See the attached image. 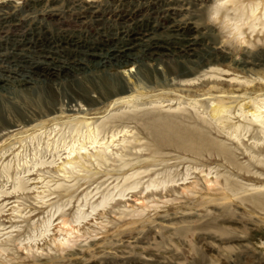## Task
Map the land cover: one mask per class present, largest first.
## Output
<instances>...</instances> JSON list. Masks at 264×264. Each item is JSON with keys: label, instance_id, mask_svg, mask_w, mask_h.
Wrapping results in <instances>:
<instances>
[{"label": "rangeland", "instance_id": "obj_1", "mask_svg": "<svg viewBox=\"0 0 264 264\" xmlns=\"http://www.w3.org/2000/svg\"><path fill=\"white\" fill-rule=\"evenodd\" d=\"M21 1H11L12 6H20ZM202 1L193 5L191 0H182L171 17L199 40L192 59L206 65V59L218 57V68L226 71L227 77L200 78L183 84L182 91L170 89L171 80L163 66L145 60L134 50L132 59L106 67L99 64L103 56L69 53L65 57L75 61L71 71L51 77L55 100L40 78L26 88L15 79L0 81V103L45 99V109L55 101L57 109L74 107L88 113L65 111L70 119L54 122L58 127L63 128L67 121L89 123L105 114L147 111L199 131L194 133L206 141L193 150L174 145L157 132L139 129L134 122H127L128 127L121 132L111 124L113 132L100 133L108 142L105 161L86 155L88 162L78 161L72 171L62 167L67 151L55 150L51 140L64 135L61 137L67 140L77 137L80 141V135L88 132L40 134L28 130L43 119L11 129L0 140V264H264V201L254 198L264 185V176L258 175L264 173V138L258 125L250 126L247 132L220 131L246 124L238 117L241 104L245 106L250 99H256L258 105L264 103V0H222L218 16L211 9L214 0ZM41 2L34 9L14 10L10 6L6 12L14 14V20H21L24 27L28 24L27 29L41 19V12L54 6L57 18L64 23L60 29L86 38L89 19L74 21L70 12H61L64 4ZM255 4L258 19L253 20L246 13ZM149 13L143 11L138 19L155 17ZM252 24L254 28H250ZM47 26L52 33L59 31L53 24ZM104 28L106 34L112 32L107 22ZM10 31L4 27L0 37ZM156 33L164 41L181 43L167 38V31ZM176 55L182 54L169 52L168 61H177ZM242 60L250 64L243 65ZM175 63L178 71L184 69L180 62ZM0 74L3 80L5 74ZM87 87L94 92L86 95ZM74 92L86 100L99 95L103 105L82 102L77 108L71 101ZM219 100L228 101L227 114L210 121L209 109ZM54 123L46 127H54ZM49 133L51 139L46 140ZM38 160L55 162L33 166ZM19 181L23 189H14ZM103 198L108 199L99 205ZM80 211L90 214L77 221ZM47 220L48 230L40 235Z\"/></svg>", "mask_w": 264, "mask_h": 264}, {"label": "bare ground", "instance_id": "obj_2", "mask_svg": "<svg viewBox=\"0 0 264 264\" xmlns=\"http://www.w3.org/2000/svg\"><path fill=\"white\" fill-rule=\"evenodd\" d=\"M11 1L13 3H16V1L19 0H7V2H2L0 4V30H3L4 27H7V29L11 30L4 37H0V63H8V66L6 67L4 65H0V71L5 74V78L3 77L4 79H0V81H6L9 78L13 80L15 79L20 82L21 86L26 88L32 83V80L34 81L35 78H40L41 81L47 86V88H50V90L48 91L52 93V95L54 96V100L56 99L57 95L55 89L52 87L53 81L51 80V77L56 76L59 72H66L68 74L67 71L70 70V65H73L75 63L74 59L71 61L67 57H65L69 53L81 54L85 57L92 58L103 56V60L101 59V62L99 64L103 67H106L107 64H110L112 62H117L120 64L124 61L132 59V56H134L132 52L134 50H138V52H140V55L143 56L142 58H144L145 60L162 65V71H165L170 77V89L172 88L179 91H182V88L184 87L183 84L185 85L186 83L188 84L191 81L198 79L200 80V78L207 77L218 79L221 76H226V71L218 68V57H216L215 59L205 58L206 65H201V63L192 59L196 56L194 52H196V50L200 46V42L198 39H196V37H192L193 35L188 33L186 26H182L176 23V21H174L171 17V15L174 14V11L178 10V6H180L179 2H181L182 0H50L52 1V5L55 3L64 4L61 8V12H70L71 18L74 21L78 22L84 19H89L87 23L89 29L85 31L88 35H86V38L84 39H82L81 35L79 34H74L71 31L60 29L64 23L62 19L60 20L59 18H57L58 15L55 11L56 9L53 8L54 6H51L43 12L39 10L41 12L40 20H43L46 23L41 22L40 20L35 21L33 24L31 23V26L29 24L30 27L26 29L25 27L28 24L24 27V23L21 20H14V14L13 16H10V14L6 12V10L13 5ZM41 1L42 0H22L20 6L12 7L14 10L25 8L28 9L31 7H33L34 9L35 5H37L38 3H42ZM203 1L207 3L211 0ZM191 2H193V5H196L194 2H198V0H191ZM212 4L213 6L211 7V9L213 11V14L218 16L223 7V2L222 0H214ZM257 5L258 4H255L254 6L250 5L248 13H246L247 15L252 17L253 20L258 19V17L255 15ZM143 11H149L150 13L155 14V17L146 15L147 17L138 19ZM243 15L244 13L242 12L241 17ZM195 16H199V14H195ZM159 17L165 20L167 19V24L159 21ZM223 17L224 19L228 18V16L224 14ZM150 18H152V20ZM105 21L108 23V29L112 28V32H108V34H106V28H104L106 24ZM224 21L225 20L220 22L224 23ZM47 23L57 26L59 31L57 33H52L51 31H49ZM254 26L255 24H252L250 28H254ZM234 27L235 29H238L236 23ZM261 27H264V22L262 23ZM91 29H94L95 32H91ZM159 29L168 32V34H166L167 38L168 36L174 37L182 44L180 43L179 45H176L178 44L177 42L164 41L161 38L157 37L156 32ZM94 34L96 35V37H94ZM238 34L240 35L241 32L238 31ZM169 52L182 54L176 55V60L184 66V69L182 71H178L175 68V62L177 61H168ZM222 52L225 53L224 51ZM226 54H223L224 57L226 56ZM184 55L185 57L188 56L189 59L187 58L185 60L184 57H181ZM246 60H242L243 65L250 64V62ZM187 63H190L192 66H189V64L187 65ZM204 66L206 67L203 68ZM228 76H230L229 73ZM237 79L236 77L230 78V80L235 81H237ZM4 84L6 83L4 82ZM181 86L183 87L181 88ZM212 91L214 90H211L210 92ZM76 92L72 93L71 101L75 102V105L73 106H77V108L82 102L84 103V105L88 106L102 104L104 102V100H101L99 95L95 96V98H93L92 96V98L86 100L83 96ZM84 92L86 93V95H88V92H94V90L91 89V87H87ZM5 98L6 97H4L3 101L6 100ZM7 100L9 101V99ZM44 103L45 99H39L38 101L16 100L15 102H9L8 104L0 103V140L2 139V137L8 135V132H12L11 129H13L14 131L15 127L17 128L20 125L26 127L29 124H34L33 122L35 121L40 122L42 119L44 121L42 120L41 123L38 122L39 124L32 125V127H30L28 130L31 129L33 132H41L40 134H42V132H44L45 134L46 132H88L86 134H82V136L80 135V141L77 137L73 140H67L66 138L61 137L64 135H59L56 139H54L53 137L54 140H51L54 144L53 148L55 150L63 148L67 151L66 161H64L62 164V167L65 170L69 168L74 171L77 167L78 161L82 160V162H88L87 157L97 156L99 158L101 157L105 161L108 153V142L103 141V138L100 137V133L113 132L110 131L112 130L111 124H115L116 129L119 128V131L121 132L123 129L125 130V128L128 127L127 122H134V124L137 125V128L139 129L146 130L147 132H157L156 135L158 137L166 138L168 142H171L174 145H184L193 150H197L200 146L206 144V141L202 138L201 135L194 133L199 131H196L193 128H182L166 115H149L147 111L144 114H137V112H133L134 114L124 115L111 114L109 116L108 114H105L99 119H92L94 121L89 123H85V121H78L79 124L77 125L72 123L71 121H67V123L69 124L66 123L63 128L58 127V125L54 122L69 117V115L65 114V111L78 110L79 113H82L84 115L88 113L84 112L83 109H73L74 107L67 109H57L54 107L55 101L53 102L51 107L49 105L45 109ZM258 104L259 103L256 101V99H250L245 106H242L241 104L239 106V109L237 110V113L239 115L238 117H242V119L245 120L246 124L242 126L241 123H238L232 126V130H230L231 128H225L226 131L224 130V128L222 129L220 127V131L237 132L240 129L247 132L251 128L250 126L258 125V132H260V134L264 138V110H261V108L264 107V103L262 105ZM227 105L228 101L219 100L216 104L211 106L209 109V115L211 119L209 120L211 121L212 119H221V116H223L224 113L227 114V110H225L227 109ZM103 107H105V105ZM39 109H42L43 112H39ZM204 120L207 121L208 119ZM206 121L205 123H207ZM53 123L55 124L54 127H46L47 125ZM49 136L50 133L47 134L46 140H49ZM232 137L239 140L238 136L235 134H232ZM86 140L87 142H85ZM86 144H88L89 146H87ZM10 147H8L6 151ZM89 148H93L95 150L94 153L89 152ZM97 157H95V159ZM54 162V160L48 162L38 160L32 162V164L33 166L43 164L50 165ZM258 175L264 176V173H259ZM20 181L14 185V189H23L24 185L20 183ZM254 198L257 200V202L264 201V185L260 190H257ZM107 199L108 198H103L98 204L100 205L105 203ZM94 207H96V205L91 206V210H94ZM79 213L80 216L77 217V221L80 218H86L90 214L81 211ZM46 222V227L40 235L48 230L47 227L49 226V220H47Z\"/></svg>", "mask_w": 264, "mask_h": 264}]
</instances>
